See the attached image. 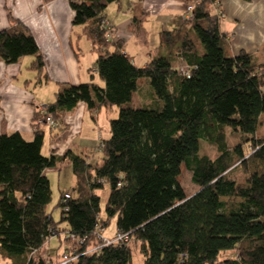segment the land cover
I'll return each mask as SVG.
<instances>
[{
  "label": "trees",
  "instance_id": "1",
  "mask_svg": "<svg viewBox=\"0 0 264 264\" xmlns=\"http://www.w3.org/2000/svg\"><path fill=\"white\" fill-rule=\"evenodd\" d=\"M118 1L69 0L72 33L91 42L97 71L92 82L59 84L47 106L57 123L80 103L90 113L119 109L100 162L89 166L78 155H66L77 195L66 193L71 196L66 200L63 194L62 220L56 222L45 171L64 159L43 154L46 126L35 128L31 141L2 131L0 255L12 264H46L41 250L64 233L85 240L66 248L77 257L74 264H131L133 244L141 245L144 264H264V170L248 169L251 159L264 169V135L258 132L264 121V62L255 63L245 53L232 55L231 35L221 32L216 12L224 15L221 0H186L194 4V20L163 30L160 44L169 53L138 67L122 42L107 41L101 27L104 12ZM8 17L9 27L0 31V60L10 65L32 57L29 69L39 84L46 65L38 44L10 10ZM144 21V15L134 18V35L145 32ZM182 66L188 75L180 73ZM95 75L104 86L94 82ZM139 79L154 95L147 106L133 108ZM42 118L38 111L35 119ZM228 134H242L241 141L230 145ZM204 140L214 146V156L203 150ZM182 166L199 187L192 195L179 183ZM239 166L244 186L233 178ZM105 187L109 196L103 211L98 191ZM98 216L106 227L116 218L118 233L128 234L129 243L103 245L95 234ZM64 222L67 229L59 227Z\"/></svg>",
  "mask_w": 264,
  "mask_h": 264
},
{
  "label": "crops",
  "instance_id": "2",
  "mask_svg": "<svg viewBox=\"0 0 264 264\" xmlns=\"http://www.w3.org/2000/svg\"><path fill=\"white\" fill-rule=\"evenodd\" d=\"M186 5V0H130L128 3L119 0L108 6L104 16L114 26V41L122 42L125 53L136 66L145 67L152 57L167 55L170 51L169 47L161 44L156 50L151 49L148 28L156 25L160 42L163 30L175 31L183 26L181 15ZM221 6L224 18L220 21V30L231 35L232 55L245 53L255 63L264 62V0H221ZM8 10L32 32L46 70L41 75L42 82L37 84V73L29 69L32 57H25L10 65L0 60V134L2 131L10 134L19 132L31 141L34 138L33 123L41 107L54 102L59 84L92 82L98 54L93 51L90 41L86 39L83 42L84 36L72 33L74 12L69 0H55L47 5H43V0H0V31L9 27ZM142 15L145 17V32L136 36L130 27L134 18ZM224 23L226 27H223ZM141 41L143 44H140ZM46 77L48 81L44 80ZM94 82L104 86L99 78ZM153 95L146 80L139 79L131 106H147ZM103 111L90 113L85 104L80 103L72 113L58 121L56 127H45L43 154L64 159L55 168L45 171L49 179V172L61 171L68 165L66 155L70 152L84 158L89 166L100 162L101 151L96 149V129L100 127ZM261 135H264V129ZM109 137L110 131L102 139ZM75 186L66 193L76 196L77 178ZM44 248L41 250L42 256L49 251L50 257V249ZM57 254L56 258L50 259L59 260L60 252ZM0 264H12V261L0 255Z\"/></svg>",
  "mask_w": 264,
  "mask_h": 264
},
{
  "label": "rangeland",
  "instance_id": "3",
  "mask_svg": "<svg viewBox=\"0 0 264 264\" xmlns=\"http://www.w3.org/2000/svg\"><path fill=\"white\" fill-rule=\"evenodd\" d=\"M129 1L130 0H124L125 3H128ZM182 14H183V12H182ZM181 21H182V19H181ZM225 25H226V23L223 24V27H226ZM148 30L150 32L149 33V41L151 43V49L156 50L157 48L160 47L159 37H158V34L156 32V25H150ZM85 40H86V38L83 37V42H86ZM140 44H143V42L141 41ZM139 49H141V48H139ZM93 56H95V55H93ZM94 68H95V66H94ZM94 68H93V70H94ZM95 76H96L95 79L98 80V76L97 75H95ZM102 110H104L103 111L104 114L101 113V121H100V125H99L100 127H97V129H96V149L98 151H100L98 149L100 139H102L103 137H107L109 135L110 122L112 119H116L118 117V114H119L118 108L109 109V110L102 109ZM105 111H107V112H105ZM262 129H264V121L262 122V124H260L258 126V132L260 133V135L262 134ZM85 131H86V128H85ZM241 138H242V134L239 135L238 138H236L235 136H232L231 134H228V141H229L230 145H234V144H236V142L239 143L241 141ZM47 146L48 145L46 144V148H47ZM46 148H44V150ZM202 148L204 151L208 152L211 156L215 155V148H214V146L210 145L208 143V141H206V140L203 141ZM248 169L251 173H262L264 170L262 162H260L257 159H251L249 161V168ZM49 175H50V182H51V187H52V199H51V202L49 203V210L52 211L54 220L56 222H60L62 220V208L59 206L60 199L64 193H66L67 191L73 190V188L76 187L75 186L76 175L73 173V170H72L71 166H69V165L63 167L61 171L54 170L52 172H49ZM233 178L235 180H237L241 186H244L246 176H245V172H244L242 167L239 166L234 171ZM179 183L184 188L187 195H192V194L196 193L199 189V187L193 183L192 175L188 171H186L184 166H182V169H181V175L179 176ZM98 194L101 196V206H102V209L104 211L105 205L107 203V199L109 196L108 187H105L104 189L99 190ZM223 200H230V199L224 198ZM116 222H117L116 218H113L110 220V222L107 225L105 232H104L105 237H108L111 239L116 238L117 233H118ZM59 227L61 229H67V223H65V222L60 223ZM65 236H66V234L62 233V234H60V236L52 238L44 246L45 247L44 249H46V247L50 249V257L56 258L58 255L57 253L60 252V254H59V258H60L61 253H62L61 250L63 251V249L64 248L66 249L67 247L72 248V240L66 239ZM131 247H132L131 264H144L145 258H144L143 253L141 252V245L140 244H137V245L133 244ZM95 249L96 248H94L92 250H95ZM48 252L44 253V258L46 257L47 259H50ZM227 256H231V254H228ZM58 261L59 260H57V261L51 260V262H53V263H57Z\"/></svg>",
  "mask_w": 264,
  "mask_h": 264
},
{
  "label": "built area",
  "instance_id": "4",
  "mask_svg": "<svg viewBox=\"0 0 264 264\" xmlns=\"http://www.w3.org/2000/svg\"><path fill=\"white\" fill-rule=\"evenodd\" d=\"M216 12H217V14H219L221 19L224 18L223 12L221 10L216 9ZM181 19H182V23H184V24H189L194 20V4H187L186 5L185 11H183V14L181 15ZM101 27H102V29H104L106 31L107 41L113 42L114 41V26H113V24L108 19L104 18L101 21ZM96 71H97V69L94 68V72H96ZM179 71H180V73L185 74V75L189 74V69L185 66L180 67ZM263 89H264V87H263ZM40 112H41V114L45 115V118L34 120V124H35L34 130H35V128L44 127V126L54 128L58 125L53 114L48 112V107H44V106L41 107ZM103 146H104L103 139H100L98 149L101 151ZM64 197L66 200L71 198V196L69 194H65ZM100 219H101V217L98 216L99 223L96 225L95 234H96L98 240H100L103 245H110V244H114V243H121V244H128L129 243L130 238H129L128 234L117 233V236L115 239L105 237L104 232H105L106 226L102 222H100ZM65 238L68 240L76 241V242H78V244H82L85 241V240H82L80 238H76L74 235H70V234H66ZM76 259H77V257L75 255H73L70 251H68L67 249L64 248L62 253H61V256L59 258V261L57 263L51 262V260L47 259L46 257H45V262H46V264H74Z\"/></svg>",
  "mask_w": 264,
  "mask_h": 264
}]
</instances>
